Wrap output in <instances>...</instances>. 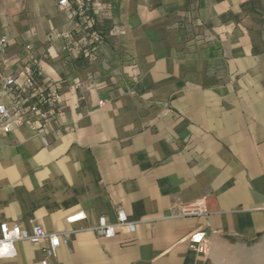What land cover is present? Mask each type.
Returning a JSON list of instances; mask_svg holds the SVG:
<instances>
[{
	"label": "crops",
	"instance_id": "1",
	"mask_svg": "<svg viewBox=\"0 0 264 264\" xmlns=\"http://www.w3.org/2000/svg\"><path fill=\"white\" fill-rule=\"evenodd\" d=\"M79 1L0 0V76L29 61L62 96L47 145L0 137V221L73 230L0 264H264V0ZM199 197L205 215L168 217ZM119 208L135 229L99 238Z\"/></svg>",
	"mask_w": 264,
	"mask_h": 264
},
{
	"label": "built area",
	"instance_id": "2",
	"mask_svg": "<svg viewBox=\"0 0 264 264\" xmlns=\"http://www.w3.org/2000/svg\"><path fill=\"white\" fill-rule=\"evenodd\" d=\"M74 2L83 9L79 0H58L59 6L70 9ZM89 21V18L86 16ZM110 29L108 35L114 34ZM94 41H99L97 32H91ZM6 42L5 36H0V45ZM29 49V45L25 46ZM23 68L16 73L0 76V137L19 128L29 127L42 134L45 138L47 124L60 113L59 104L62 99L55 84L47 85L42 80L41 70L32 62H26ZM116 221L110 222L105 215L97 218L93 229L99 238L110 239L115 236L118 226L126 227L130 232L135 229V222L130 221L123 209H117ZM208 212L205 197L189 200V202L175 201L170 207L168 217L201 216ZM86 218L82 211H75L65 218L66 223L81 221ZM72 231H48L40 224L31 221L28 227L20 222L0 221V259L12 258L16 255V241H27L37 245L47 257L55 256L61 245L68 244ZM190 249L205 253L209 239L206 232L196 230L188 236ZM45 262V261H44Z\"/></svg>",
	"mask_w": 264,
	"mask_h": 264
},
{
	"label": "rangeland",
	"instance_id": "3",
	"mask_svg": "<svg viewBox=\"0 0 264 264\" xmlns=\"http://www.w3.org/2000/svg\"><path fill=\"white\" fill-rule=\"evenodd\" d=\"M258 248L264 249V240H260L255 245Z\"/></svg>",
	"mask_w": 264,
	"mask_h": 264
}]
</instances>
